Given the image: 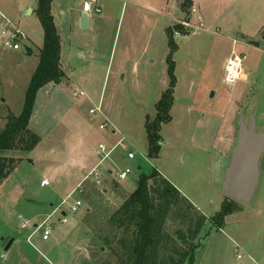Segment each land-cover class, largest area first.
Masks as SVG:
<instances>
[{"label":"rangeland","instance_id":"rangeland-1","mask_svg":"<svg viewBox=\"0 0 264 264\" xmlns=\"http://www.w3.org/2000/svg\"><path fill=\"white\" fill-rule=\"evenodd\" d=\"M37 1L0 0V11L27 36L19 50L3 48L0 40V131L9 115L20 112L25 88L38 64L43 29L35 12ZM54 1L61 45L69 48L71 44L61 62L78 87L75 90L74 84L68 86L63 79L58 85L42 88L29 121V127L40 133V140L31 151L15 149L5 154L14 158L15 167L0 185V263L121 264V249L117 246L114 254L103 242L110 229L109 217L135 190L140 172L154 169L159 176L149 180V185L161 190L166 184L163 176L178 193L172 192L167 212L155 233L157 242L149 252L150 264H188V254L193 255L192 264H264V154L251 203L236 206L220 228L210 221L227 203V196L219 187L230 153L217 168L219 155L214 147L218 141L213 140L222 118L235 112L234 143L241 114L246 123L253 116L257 129L264 130V40L257 38V46H237L236 51L245 55L243 69L249 79L234 85L224 83V72L218 68L211 75L201 73L204 64L214 65L216 61L207 50L199 51L198 58L193 60L196 73L187 75L180 71L177 75L179 85L170 110L172 119L162 126L158 158L150 159L144 121L147 115H155V103L167 85H161L158 74L150 76L149 84L142 77H135L131 73V59L123 71H115L128 11L124 14L121 2H112L108 10L102 0L100 13H89L91 23L98 25L92 31L81 29L73 19L78 17L83 0ZM202 37L207 36L204 33L190 40ZM91 49L96 54H91L94 61L90 58ZM82 51L84 57L80 56ZM183 53L179 51L176 57ZM157 66L152 69L158 70ZM141 69L142 64L140 74ZM75 91L82 95H74ZM91 108L105 110L116 131L127 138L124 147L118 145L105 161L111 178L105 176L101 189L86 187L82 198L87 210L68 214V223L59 226L57 240L42 241L38 236L28 242L26 238L34 223L49 214L76 186L74 168L64 169L70 144L82 140V148L96 154L99 143L110 147L119 138L111 126L99 128L104 117L99 112L90 113ZM129 149L135 153L133 159L127 157ZM122 170L128 172L124 180L117 177ZM43 178L50 181L49 186H40ZM102 189L106 192L100 193ZM151 198L155 204L160 201L156 192H151ZM22 220L30 224L22 228ZM7 236L15 238L9 250L1 247V238ZM237 254L241 257L237 258Z\"/></svg>","mask_w":264,"mask_h":264},{"label":"crops","instance_id":"crops-1","mask_svg":"<svg viewBox=\"0 0 264 264\" xmlns=\"http://www.w3.org/2000/svg\"><path fill=\"white\" fill-rule=\"evenodd\" d=\"M96 1L97 4L102 7V0ZM103 1L105 4H107L108 10H110L112 2H115L116 4H119L121 2L123 9L125 7L124 14L126 11H128L125 35L124 39L122 40V45L120 47L118 64L116 66L115 71L117 73L123 71L126 68L128 61L131 59V73H133L135 77H142L144 83L149 84L150 76L153 74H158V79L161 85H168L169 79L167 81L165 76L168 77L167 56L169 54L170 49L166 30L169 27H174V18H182L184 15L187 14L189 7L185 11L180 10L179 5L181 0ZM190 2H192V0H190ZM195 2L203 17V24L207 28V30L203 31L200 34H189L186 38H182L180 36L174 37V34H172L173 40L177 46L176 50L172 55V59L174 61V73L176 77L175 88L179 85V79L177 75L180 71L186 73L187 75H192L196 73V65L195 63H193V60L198 58L200 50H202L203 52L207 50L206 53L210 54L211 57L215 58L216 63L214 65L204 64V66L202 67L203 70H201V73L204 72L205 75H211V72L217 70V68L218 70L223 71L225 61L231 54V50H237L238 45L240 46L246 43L248 45L257 46L258 43L255 42L257 38L264 40V37H261L262 31H264V0H195ZM55 7V1L52 0L51 12L53 14L54 23L56 26ZM81 12H83L82 8L80 13ZM80 13L78 17H76V19L75 17H73L75 25H77L78 27ZM108 17L109 16L106 17L107 20ZM97 27L98 25L95 21L91 23V21L89 20V26L86 29H90L93 31L97 29ZM179 32L184 33L182 31ZM204 33L207 37H202L199 40H190L192 36H201ZM59 36L61 38L60 34ZM234 39L237 41L236 44L233 43ZM70 50L71 44L69 48H63L61 45L60 64L62 70L65 73L64 79L68 82V86L74 84L76 90L78 87L77 82L75 80L73 81V79L71 81V78L63 69V65L61 62L64 53L68 54ZM181 50L184 52L183 55H181L180 57H176L179 51ZM91 54L96 55L92 49L90 51V58L92 59V61H94L95 56H91ZM84 55L85 54L82 51L80 53V56L84 57ZM141 64L142 74H140L139 71V66ZM155 65H158L156 68H159L158 70L152 69V67H154ZM106 69H108V65ZM248 79L249 74L244 72V82ZM50 84L51 83L47 85ZM47 85L43 86L42 88H45ZM42 88H40L39 91ZM59 88H61V86H59ZM175 91L176 89H174V92ZM101 112L103 117L105 116L108 118L107 112L105 110H101ZM234 114L233 112H230L229 115L224 116L222 118L219 132L216 133L213 139L214 141H218V146L216 145V147H214L216 148L217 154L219 155L216 164L217 168L218 165L220 166V162H222V160H224V158L226 157V153H231V150L234 146L233 144H235V130L233 125ZM36 133L39 135L40 140V133L37 132V130ZM82 142L83 141L80 140L74 145L70 144L71 147L70 149L68 148L69 150H67L68 159L66 160V166L64 167L65 170H70L71 168H74L77 178L76 184L79 181L78 179L81 172L83 170L91 168L97 163L99 159L98 153L94 154L90 151H85L82 148ZM75 152L77 153L76 155H74ZM103 165L105 166V162L103 163ZM79 169L80 171H78ZM105 169L107 170L106 178H108L109 180L111 178L109 176L112 174V172L107 166H105ZM83 209L84 211L87 210L86 207H83ZM60 225L64 224H59L56 226L49 240H57V235L60 233ZM38 236V234H32L31 231L26 240L30 242L31 239ZM1 239V247H4L9 240H12L7 250H9L13 246L15 241V238H11L10 236Z\"/></svg>","mask_w":264,"mask_h":264},{"label":"trees","instance_id":"trees-1","mask_svg":"<svg viewBox=\"0 0 264 264\" xmlns=\"http://www.w3.org/2000/svg\"><path fill=\"white\" fill-rule=\"evenodd\" d=\"M51 2L52 0L37 1L35 12L43 29V45L38 64L25 88L20 112L9 115L4 128L0 131V185L15 167L14 158L5 155L6 152L15 149L31 151L39 141V135L29 127L39 89L49 83L58 84L65 78L60 64L61 38L54 23ZM190 4V0H181L179 8L185 11ZM174 29L184 32L180 25H174L166 30L170 49L167 56L168 85L155 103V115L152 118L147 115L144 121L148 142L147 157L150 159L158 158L162 146V126L172 119L170 110L176 85L172 55L177 48L172 35ZM156 176L159 174L154 169L140 172L135 190L122 200L120 206L109 217L110 229L103 237V242L114 254L117 253L115 251L117 246L121 249L118 255L121 264H150L149 252L155 248L157 242L155 233L167 212L172 192L178 193L162 175L161 179L163 178L166 184L161 190L149 185V180L155 179ZM105 192V189L100 191ZM151 192L158 193L160 199L158 204L152 201ZM238 205L239 203L227 197V203L222 204L220 210L210 217L211 223L220 228L224 218L233 213ZM183 256L185 257L186 253H183ZM186 258L188 264H192L193 255L188 254Z\"/></svg>","mask_w":264,"mask_h":264},{"label":"built area","instance_id":"built-area-1","mask_svg":"<svg viewBox=\"0 0 264 264\" xmlns=\"http://www.w3.org/2000/svg\"><path fill=\"white\" fill-rule=\"evenodd\" d=\"M82 11L87 13L89 16L90 12L100 13L101 7L97 4L96 0H83ZM175 25H180L184 29V33L174 30V37L186 38L189 34H200L207 28L203 24V17L198 9L195 0H192L188 12L182 18H174ZM0 40L2 41L3 48H9L11 50H19L21 43L27 41L26 34L9 18H7L0 11ZM236 40L233 43L236 44ZM245 55L238 53L235 49L231 50V54L226 59L223 68V81L231 80L235 75H239V78L235 80L233 84L244 79V63ZM74 95H82V92H74ZM90 113L94 114L96 112L102 113L101 109L91 108ZM107 126L112 127V131L119 135L118 140L108 147L103 143H99L95 149L96 153L99 154V159L95 165L87 170H83L79 175V181L72 190L66 194V196L61 200V202L56 205L53 210L42 218L39 222L34 223L32 234H38L43 241L49 240L51 234L55 230L56 226L59 224H65L68 222V214L76 215L84 207L83 195L87 186H92L94 188L101 189L105 186V176L107 175V170L103 166V163L108 160L111 154L114 152L118 145L124 147L123 141L127 138L120 132L116 131L114 125L109 121L107 117L104 116L101 123H99V128L104 129ZM131 148V147H130ZM127 157L133 159L135 153L133 150L129 149L127 151ZM128 176V172L125 170L118 172V179L124 180ZM113 180V179H111ZM50 181L48 179H43L40 181V186H49ZM30 224L27 220L21 221V227L26 228ZM30 238V237H29ZM240 254H237V258H240ZM2 264V263H0Z\"/></svg>","mask_w":264,"mask_h":264},{"label":"water","instance_id":"water-1","mask_svg":"<svg viewBox=\"0 0 264 264\" xmlns=\"http://www.w3.org/2000/svg\"><path fill=\"white\" fill-rule=\"evenodd\" d=\"M79 24L82 29L88 28L87 13H80ZM31 52L30 49L27 50L28 54ZM262 154H264V130L257 129L253 116L246 123L245 115L241 114L237 120L236 141L228 165L224 169L219 190L237 203L249 205L258 184ZM11 242L12 240H9L6 243L5 250L9 248Z\"/></svg>","mask_w":264,"mask_h":264},{"label":"clouds","instance_id":"clouds-1","mask_svg":"<svg viewBox=\"0 0 264 264\" xmlns=\"http://www.w3.org/2000/svg\"><path fill=\"white\" fill-rule=\"evenodd\" d=\"M238 78H239V75L237 74L231 80H226L225 82L229 83V84H233L235 82V80L238 79Z\"/></svg>","mask_w":264,"mask_h":264}]
</instances>
